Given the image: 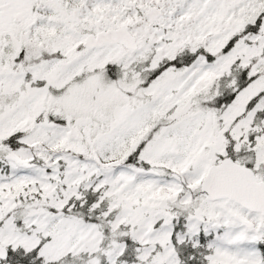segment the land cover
<instances>
[{
	"label": "snow or ice",
	"instance_id": "1",
	"mask_svg": "<svg viewBox=\"0 0 264 264\" xmlns=\"http://www.w3.org/2000/svg\"><path fill=\"white\" fill-rule=\"evenodd\" d=\"M0 264H264V0H0Z\"/></svg>",
	"mask_w": 264,
	"mask_h": 264
}]
</instances>
